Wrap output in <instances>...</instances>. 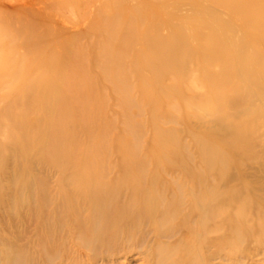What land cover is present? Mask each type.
I'll return each instance as SVG.
<instances>
[{
	"label": "rangeland",
	"instance_id": "374dc122",
	"mask_svg": "<svg viewBox=\"0 0 264 264\" xmlns=\"http://www.w3.org/2000/svg\"><path fill=\"white\" fill-rule=\"evenodd\" d=\"M187 24L197 26L180 30ZM179 34L184 44L173 45L170 55L178 64L162 68L159 61L167 54L157 53L147 40L173 43ZM237 46L245 61H239ZM241 62L250 68L243 76L237 74ZM253 81H264V0H0L2 166L12 169L23 160L2 149L11 137L20 138L7 111L20 116L26 92L32 91L31 114H42V98L52 93L59 101L57 114L67 113L73 124L76 138L68 145L80 152L63 174L77 163L106 183L141 185L143 194L159 197L157 208L167 213L142 225L133 240L118 236L120 254L99 252L94 263L75 253L78 264H159L162 244L173 248L168 264H264V101L256 98L264 97V90ZM239 87L245 89L241 103L232 107L225 97ZM245 104L250 105L242 110ZM216 119L227 120L228 135L214 138L222 132ZM158 128L167 133L160 136ZM198 142L229 147L227 153L240 151L248 159H233L210 176L220 182L227 169L243 171L230 188L245 190L213 207L222 233H213L218 226L210 223V241L219 245L234 237L236 242L212 262L196 258L198 215L186 225L188 180L168 153L179 145L190 166L203 170ZM34 163L29 175L58 188L61 160L50 156ZM154 179L157 184H150ZM9 180L0 173V191L6 192ZM206 190L216 196L211 185ZM181 198L183 206L176 209ZM112 202L116 211L140 205L126 190ZM57 258L55 264H66Z\"/></svg>",
	"mask_w": 264,
	"mask_h": 264
},
{
	"label": "bare ground",
	"instance_id": "6f19581e",
	"mask_svg": "<svg viewBox=\"0 0 264 264\" xmlns=\"http://www.w3.org/2000/svg\"><path fill=\"white\" fill-rule=\"evenodd\" d=\"M195 26L197 24H187V27L180 30L185 32L186 29H193ZM183 37L182 34H179L173 43H169L165 39L147 40L148 45L157 53L165 52L167 54L165 61H159L162 68L178 64L175 61L171 62V47L183 45ZM235 52L239 61H245L246 56L240 46L236 47ZM256 59L258 62L259 59ZM238 67L240 72L237 74L241 76L250 72L247 63L241 62ZM253 82L260 87V90H264V81ZM244 90L243 87H239L233 94L226 96L225 100L232 107H236L241 103L239 101L242 97L240 92ZM256 95V98L264 101V97H261L260 93ZM26 96L27 101L23 104V112L20 116L15 115L12 110L7 111L15 128L20 132V138L11 137L9 143L2 149L5 148L11 152L14 158L17 155H22L23 160L21 164L10 169L11 166L8 167L7 163L6 167L8 168L2 166L4 158H0V173L4 172L5 176L8 174L10 179L6 192L0 191V264H44L42 261L55 264L57 257L60 262L78 264L79 262L76 263L73 260V257H76L75 253L81 255L84 260L97 263L99 252H108L113 249L114 252L111 254L123 252L122 248H117L118 236L126 234L122 237L123 239L133 240L135 231L141 233L142 225H152L157 220L166 217L167 213L159 211L157 208L159 197H153L150 195L152 194L150 191L143 194L141 185L125 186L123 183L116 185L106 183L104 176H97L89 168H83L77 163L73 165L71 173L63 174L69 169L71 159L80 153L68 145L73 138H76L73 133V124L66 116L67 113L57 114L56 104L59 105V101L52 93L44 94L42 98L43 100L46 98L44 113L35 116L30 111L32 91L26 92ZM221 97H224L223 94ZM51 99L54 100L53 104ZM250 104H245L242 110ZM261 116L264 119V113ZM218 119L216 122L221 126L222 132L219 133L221 135L214 136V138L228 135L227 132L230 129L226 119L219 121ZM160 130L158 128L160 136L163 135L162 133H167L160 132ZM173 141L175 140L172 139L171 142ZM198 143L197 148L203 160V170L195 171L190 166L179 145L178 148L175 146L174 149H170L168 153L172 157L171 161L182 169L188 180L191 204L187 208L190 212L185 216L186 225H192V216L198 215V219L194 223L197 239L196 258L198 261L212 262L224 248L228 247L232 250L233 244L236 242L234 237L228 239L227 242L222 241L219 245H213L210 241L213 238L211 239V233L207 230V226L210 223L217 224L216 222L220 220L216 214L212 213L213 207L226 202L229 196L240 197L245 190L230 188L235 179L244 174L243 171H240V174H234L227 169L220 182H216L214 179L211 182L210 176L219 166L226 168L233 159L243 162L248 159L240 151L227 153L229 147L216 149L205 142ZM172 150L173 153H171ZM50 156H54L62 162V166L58 167L63 175L59 179L58 188L54 189L48 187V181L29 175L35 161L42 163ZM150 184H157V180L154 179ZM210 185L211 190H216V196L212 191L206 190V187H210ZM261 186L264 187L262 183ZM252 187L257 190L261 189L260 185ZM124 190H126L128 199L133 203L136 200L140 204L139 198H141L142 207L140 204L136 208L132 204L126 211L114 210L112 201L119 198ZM180 206H183V198L177 200L174 205L176 209ZM217 226L212 232L222 233V230L219 229L220 225L217 224ZM117 228H120L116 231L117 233L110 234ZM221 236L223 239L224 234ZM194 243L195 241L192 242V244ZM118 250L120 251L117 252ZM172 251L173 248L167 244L160 245L158 263L168 264L171 261Z\"/></svg>",
	"mask_w": 264,
	"mask_h": 264
}]
</instances>
